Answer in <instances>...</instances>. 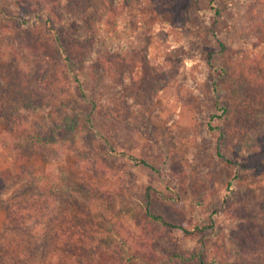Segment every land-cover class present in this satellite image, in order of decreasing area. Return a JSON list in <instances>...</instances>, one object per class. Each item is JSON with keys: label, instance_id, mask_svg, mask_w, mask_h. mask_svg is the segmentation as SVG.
I'll list each match as a JSON object with an SVG mask.
<instances>
[{"label": "rangeland", "instance_id": "rangeland-1", "mask_svg": "<svg viewBox=\"0 0 264 264\" xmlns=\"http://www.w3.org/2000/svg\"><path fill=\"white\" fill-rule=\"evenodd\" d=\"M34 2L60 14L78 57L75 78L32 17ZM3 83L17 89L9 96L0 90L7 106L0 137L33 134L43 142L25 156L0 144V173L35 177L4 191L0 231L2 205L43 195L44 186V195H81L68 205L80 219L64 230L82 229L84 264L97 247L111 257L107 264L128 263L137 248L153 249L157 264H196L202 235L148 225V193L151 211L164 220L211 225L206 253L219 261H230L237 224L256 235L264 225V0H88L80 8L66 0H0ZM109 227L127 235L128 253L122 240L109 239ZM255 243L244 264L264 263V240ZM57 253L31 264H58ZM71 263L78 264L75 256Z\"/></svg>", "mask_w": 264, "mask_h": 264}, {"label": "trees", "instance_id": "trees-1", "mask_svg": "<svg viewBox=\"0 0 264 264\" xmlns=\"http://www.w3.org/2000/svg\"><path fill=\"white\" fill-rule=\"evenodd\" d=\"M60 1L62 0H53V3ZM66 1L80 8L88 0ZM35 5L36 9L33 10L32 17L36 18L37 22L47 29L52 44L56 49L57 55L60 57L67 70L71 72V75L75 78L76 75H73L74 73L72 72H74V59H78V57L76 55L77 53L74 51V48L71 47L67 41H65L64 26L62 25L60 14L54 9L55 7L42 9L40 2H36ZM10 82L11 84L15 83V81ZM1 89L5 90H2V93H5L7 96H9L15 92L17 87H12V85L4 86L3 83L0 86V90ZM25 104L28 106L31 105L30 102H25ZM2 108L7 109V106L5 104H0V115H2ZM14 120L16 122V119ZM222 135L223 131H221V136ZM42 140L43 136L33 134H27L25 138L21 135H14L11 138L9 136L2 135L0 137V144H7V146L11 149L15 151L17 150L19 156H23L24 152L25 156L29 154L27 151H30L29 149H31L35 143L43 142ZM110 152L116 154V152L112 151V149H110ZM120 154L122 156H128L134 163H142L147 167H152L147 161L139 159L133 155H125L122 152ZM217 154L221 155L220 151H218ZM27 174L29 177L24 178L19 174H12L9 171L0 173V202L3 201L2 196L4 191L9 187H12L24 180L27 181H24L26 184L33 183V179L35 177L31 173ZM229 187L230 183L227 185V188ZM51 188L53 189V185ZM42 190L43 195H21L10 198L9 201L2 205V208H4L6 211V218L4 228L0 231V239H2V243H0V264H31L34 257L44 258L49 255L48 252L51 249L53 251L58 250V264H72L71 261L73 260L74 256L77 259L78 264H84L80 260L82 255L81 251L83 248V235L80 234L82 229L76 224L75 226L77 228L75 231L69 232L68 230H64L70 225V223H78L80 219L77 212L73 214L72 212L70 213L68 205H75L74 203L77 201L75 200L72 202L71 199L80 198L81 195H44L46 192H50V189L44 186ZM54 190H56L58 193H62V189L58 188L57 186L54 188ZM148 194L146 195L144 208L148 225H155L167 229L175 228L186 233H199L202 235L199 247L192 255V258L195 260L196 264H206L207 258L209 262L208 264H244V260H250V262H252L251 257H254V251L256 250L254 248V243L264 240V225L259 224L257 226L259 230L257 231L256 235L252 231V228H245L244 225L237 224L235 229L238 230H236V232L231 235V237L234 239L235 248L233 251L226 250L225 253L226 258L230 259V261H219L220 259L217 256L208 257L206 253V239L210 232H214L213 227L206 223H197L192 227H186L180 223H171L164 220L162 216L151 211L149 203L150 195ZM225 197L226 199H224L222 202L224 204H226V200H228L229 196ZM217 211L219 212V210L216 209L215 212ZM138 226H141V223H139ZM109 228L110 230H107V232H112L109 234V239L113 241L116 240L117 242L122 240L120 245L123 247V253H128L132 247L129 248L126 246L128 241L127 235H118L115 230L111 229V227ZM143 229L144 227L141 228V231H143ZM127 232L133 235L131 237L136 239L131 230ZM50 235L53 238L60 237L62 239V243L58 247L56 245H50ZM125 236L126 238H124ZM136 242L139 243L137 240ZM152 250L153 249H149V251H146V253L141 254V251H139L137 248L133 252L134 258H127L128 263H126V260L122 259L119 261V264H157L159 256H153ZM94 251H98L99 254L97 255L96 253L94 258L91 257L87 264H107V260H110L111 257H106L105 255L108 254L100 251L98 247ZM140 254L142 257H138ZM147 254H149V257ZM120 256H122V254ZM176 256L181 258L182 255L177 254ZM103 258H105L106 261L100 262L99 260ZM96 259H98V261ZM256 264L262 263L257 262Z\"/></svg>", "mask_w": 264, "mask_h": 264}]
</instances>
